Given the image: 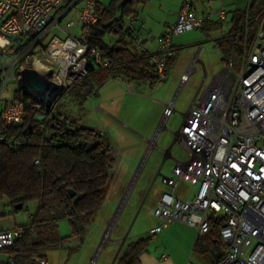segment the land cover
Wrapping results in <instances>:
<instances>
[{
	"label": "built area",
	"instance_id": "built-area-1",
	"mask_svg": "<svg viewBox=\"0 0 264 264\" xmlns=\"http://www.w3.org/2000/svg\"><path fill=\"white\" fill-rule=\"evenodd\" d=\"M194 1L182 0L176 22L158 39L157 52L150 57L161 81L165 80L167 60L175 54V37L228 16L224 8L199 14ZM259 17L256 37L250 48L245 41L238 64L225 59L217 42H213L221 56V68L207 86L202 81L174 133V143L187 153V158L176 162L173 174L177 179L168 181L171 191L162 194L151 210L159 222L148 236L180 223L193 228L197 238H205L211 220L219 219L223 250L209 264H264V9ZM97 21L94 0H0V96L9 83H14L16 89L36 97L28 88L30 85L25 84L30 70L59 94L86 79L90 64L98 69L108 68L102 52L89 44V28ZM136 22V17H130L125 29L136 50L144 52V37L135 28ZM249 25L246 15L245 37ZM201 48L198 45L188 60L180 76V87L194 73ZM37 65L41 67L39 71L35 70ZM121 78L128 94L138 92L134 82ZM174 101L165 105L144 157L156 145L160 131L174 112ZM23 117L24 106L19 102L10 101L0 112V121L7 126L21 124ZM108 149L114 159V149ZM178 180L195 188L191 199L173 196ZM27 229L30 233L35 231L33 226ZM23 232L24 228L0 230V250L10 247ZM253 240L256 243L252 247ZM33 260L49 264L46 259Z\"/></svg>",
	"mask_w": 264,
	"mask_h": 264
},
{
	"label": "trees",
	"instance_id": "trees-1",
	"mask_svg": "<svg viewBox=\"0 0 264 264\" xmlns=\"http://www.w3.org/2000/svg\"><path fill=\"white\" fill-rule=\"evenodd\" d=\"M148 2L113 0L108 6L96 2L98 21L89 28V44L102 52L109 67L98 69L90 64L88 77L96 76L99 81L123 77L134 83H149L150 87L162 82L150 63L152 53L137 51L125 29L124 18L136 17L135 7ZM256 2L250 0L246 9L233 11L228 34L216 40L223 57L235 64L245 41L250 48L256 37L261 21ZM246 15L250 25L245 37ZM210 24L217 26L205 23L202 32L206 33ZM106 35H113V40L106 42ZM174 50V56L167 60L165 78L178 58V50ZM11 102L22 103L24 117L18 125L7 126L0 121V201L6 200L13 214L33 202L37 209L31 224L10 247L1 249L0 255L9 257L6 264H37L34 257L47 259L48 253L66 240L58 234V221L68 220L71 236L83 240L90 220L104 204L114 159L101 131L78 125L60 113L50 114L40 100L22 89L14 91ZM19 204L22 208L14 209ZM29 226L35 228L34 233L27 229ZM219 226V219L211 220L203 239L206 247L221 244ZM150 240L146 237L129 244L117 264H139Z\"/></svg>",
	"mask_w": 264,
	"mask_h": 264
},
{
	"label": "rangeland",
	"instance_id": "rangeland-1",
	"mask_svg": "<svg viewBox=\"0 0 264 264\" xmlns=\"http://www.w3.org/2000/svg\"><path fill=\"white\" fill-rule=\"evenodd\" d=\"M94 1L108 6L113 0ZM233 1L235 0H199L195 6L203 3L213 7L212 10L219 8L229 10ZM181 2L182 0H149L146 5L136 6L135 12L139 18H136L138 20L136 28L141 29L142 26V32L145 34L150 32L148 35L152 41L158 40L173 25L172 22L178 16L177 9L180 8ZM249 2L250 0H244L246 8ZM256 6L257 10L261 12L264 9V0H257ZM129 18H124L125 24ZM228 27L229 19L225 22V29ZM142 35L145 39L146 35L144 33ZM112 40L113 35L105 36L106 42ZM198 45L202 47L197 54L199 62L195 64L194 73L180 87V76L187 67L185 61L197 52ZM173 46L178 50V58L169 75L164 81L151 88L138 85V92L134 95L127 93L126 83L124 84L120 78L99 81L96 76H90L80 84L57 94L52 100L46 99L48 100L46 101L36 96L47 107L50 114L60 113L70 120L78 121V125L99 130L109 143H113L116 157L111 164V176L104 204L96 211L87 226L93 230V237L97 234L102 235L106 231L138 164L147 152L148 141L160 122L162 106L151 101L150 98L166 104L175 99L174 112L160 131L156 145L146 156L113 229L108 235L109 239H114L119 234L122 237L128 234L129 240L136 233L147 230L154 223L151 211H148L147 208L150 201L157 198L161 192L164 194L171 191L170 184L163 183L162 177L165 176L175 181L177 179L173 174L175 160L165 157L163 151L170 148L171 155L179 161H184L187 158V153L181 151V147L174 143V133L182 123L183 115L188 111L202 81L207 86L211 77L220 70L221 56L201 30L178 35L173 39ZM203 67L206 69L207 75L204 74ZM15 90L16 85L9 83L3 94L9 95L11 100ZM122 124H125L126 127H122ZM139 135L146 140H139ZM120 136L126 137L129 146H133L132 150H128V153L120 154L118 151L119 147L117 148L116 141L120 139ZM136 144H140L137 157H135ZM130 154L134 156L132 157ZM174 190L173 196L178 198L193 195L195 188L183 180H178ZM30 205L31 203L28 205V209ZM57 227L59 236L70 235L71 226L68 220L58 221ZM98 237H95L96 241L92 244L94 247L93 256L97 253L94 264H102L105 258V251L102 253L103 247H99ZM255 243L256 241L253 240L252 247ZM85 252L86 249L81 248L80 254L72 258L70 264H79L85 256ZM52 255H54V251L48 253L50 259H52ZM81 256L82 258H80Z\"/></svg>",
	"mask_w": 264,
	"mask_h": 264
},
{
	"label": "crops",
	"instance_id": "crops-1",
	"mask_svg": "<svg viewBox=\"0 0 264 264\" xmlns=\"http://www.w3.org/2000/svg\"><path fill=\"white\" fill-rule=\"evenodd\" d=\"M198 2H199V0L194 1V7H195L196 12L199 14L204 13L208 10H212V8H213V7L211 8L208 4H203V3L198 4V6H195ZM244 9H246L244 0H235V1L231 2V8L229 10L226 9L228 11L227 18L225 20H222V21H217V20L212 21V23H217V26L210 24V25L206 26V29H205V31L207 30L206 33L202 32V30H201V32L206 37V39L213 44V42H215L217 39L228 34V32L230 30V26H231L230 25V19L232 16L231 13L233 11H236V10H244ZM177 11L179 12V8L177 9ZM178 12H177V15H178ZM136 18H137V14H136ZM137 19H139V18H137ZM228 19H229V27L227 29H225V22ZM176 20H177V18L174 20V22H172V24H174L176 22ZM135 28H136V25H135ZM137 30L142 32L143 31L142 26H141V29L138 28ZM142 33H144V35H146V37L143 41V48L149 53H152V54L156 53L157 49H158V40L156 39L155 41H152V38L148 35L150 32H148L147 34H145V32H142ZM188 60L185 61L186 65H187ZM120 80H122L123 83L125 84V81L122 78H120ZM134 84H136L138 89H139V86H141V85H144L146 88H151L149 83L143 82V83H134ZM150 100L153 102L157 101V100L152 99V98H150ZM10 101L11 100H10L9 95H5L3 93L1 94V96H0V104H1L0 112L2 111L3 108H5L7 105H9ZM158 102H155V103L162 106V113H163L166 103H163L161 101H158ZM122 127H126L125 124H122ZM151 138H152V136H151ZM139 140L145 141L146 139L139 135ZM109 145H110V147H112L114 149L113 143L111 144V142H110ZM129 145L130 144L127 141V138L124 136H120V139L119 140L117 139V141H116V146H117V148L119 147L118 151H120L119 152L120 154L128 153L129 149L132 150L133 146H129ZM135 147H137V149H136L137 153L135 154V157H137L139 154L138 149L140 147V144H136ZM163 153H165V157L173 158L175 160V164L177 161H179V160H176L171 155L170 148L163 151ZM130 155L132 157L134 156L133 154H130ZM132 161H134V160H132ZM140 165H141V163L138 164V166H137V168L133 174V177L137 174V172L140 168ZM132 179H131V181H132ZM169 180H170V178H167L165 176L162 177L163 183L168 184ZM131 181H130V183H131ZM130 183H129V185H130ZM129 185L127 186V189L129 187ZM162 193L163 192H161L157 198H154L152 201H150V203L147 207L148 211H151L153 208H155L157 206L158 201H159ZM124 195H125V193H124ZM124 195H123V197H124ZM192 197H193V195H189L187 197H178V198L179 199H191ZM121 200H120V202H121ZM120 202H119V204H120ZM0 203H1V207H0V230H12V229H16V228H24V227L30 225L32 216L34 215V213L36 212V209H37V203L33 202V203H31L29 209H28V205H29L28 204L27 207L25 208V210L13 214L11 211V208L9 207L6 200H2V201H0ZM117 210H118V207L116 208L115 213H114L113 217L111 218L110 223L112 222ZM151 215H152V213H151ZM152 217L154 219V223L147 230L140 231V232H138L139 234L136 233L133 236V238H131L129 240L127 238L128 234H126L124 237H122V235L119 234L114 239H109V237H108V239H106L105 235L108 231V227H109L110 223H109L106 231L102 235L97 234L96 236H99L98 238L100 240L99 247L100 248L103 247L102 253L105 251V258L103 259L102 264H117L118 260L120 259L122 254L126 251L129 244L134 243V242H136L142 238H146V237H150L151 240L148 244L146 252L141 254V256L139 257V264H186L188 261L193 263V264H209L215 258H218L219 255L221 254V252L223 250L221 244L216 245L214 247H206V245L203 243L204 238H197V236H196L197 233L193 228H190V227L185 226V225L180 224V223L170 224L168 227L163 229L159 234H157L155 236H148V232L152 228H154L159 222L158 218L154 217L153 215H152ZM93 235H94L93 230L88 227L86 234H85L83 240H81V241L76 237H72L71 233H70V235L60 236L61 238H66V240L63 242V244L59 248H57L56 250H53L54 255H52V259H50L47 255L46 260L48 261L49 264H70V263H72V258H74L77 254H80L81 248H83V249H86V252H85V256L83 258H82L83 255L80 257L82 259H81L79 264H94L96 257H97V253L93 256L92 251H93L94 247L92 244H94V242L96 241V238H95L96 236L93 237ZM152 239H154V241H152ZM197 241H198L199 245L202 244L201 246L203 247V249L205 248L204 250H202L198 244L196 245ZM8 261H9L8 256L0 255V264H6ZM92 261H93V263H92Z\"/></svg>",
	"mask_w": 264,
	"mask_h": 264
},
{
	"label": "water",
	"instance_id": "water-1",
	"mask_svg": "<svg viewBox=\"0 0 264 264\" xmlns=\"http://www.w3.org/2000/svg\"><path fill=\"white\" fill-rule=\"evenodd\" d=\"M26 81L28 82V84L30 85V87L33 89V91L36 92V93H38V94H41V95L42 94H47L50 91V89H52V88L55 91V88L54 87L49 86L45 82L44 78L41 77L38 73H36L33 70H30V71H28L26 73ZM56 95H57V93H55L52 98H54ZM52 98L50 100H52ZM42 119L43 118L41 117L40 120H42ZM70 196H73V193H70ZM21 208H22V205L21 204L16 205L14 207V209H16V210L21 209ZM93 261H92V263H93Z\"/></svg>",
	"mask_w": 264,
	"mask_h": 264
},
{
	"label": "bare ground",
	"instance_id": "bare-ground-1",
	"mask_svg": "<svg viewBox=\"0 0 264 264\" xmlns=\"http://www.w3.org/2000/svg\"><path fill=\"white\" fill-rule=\"evenodd\" d=\"M40 68H41V67H40L39 65H37V66L35 67V70H36V71H39ZM25 84H27V86H28V82H25ZM28 88L33 92L32 88H31L30 86H28ZM33 93H34V92H33ZM54 94H55V93H54L53 88L50 89V91H49L47 94H42V95H41V94H38V93L35 92V95H36L38 98L42 99V100H46V99L50 100V99L53 97ZM48 100H46V101H48ZM154 140H155V139H154ZM150 144L153 145V144H154V141L150 142ZM149 146H150V145H149ZM150 147H151V146H150ZM144 158H146V156H145ZM144 158H143V159H144ZM143 159H142V160H143ZM142 160H141V162H140L141 165H140L139 170L141 169V167H142L143 162H144L145 159H144L143 161H142ZM139 170H138V172H139ZM138 172H137V174L133 177V179H132V181H131V183H130L128 189H127L126 192H125L124 197L122 198V200H121V202H120V204H119V206H118V210L116 211V214H115V216H114L112 222L110 223V225H109V227H108V231H107V233H106V235H105L106 239H108V234H109L110 231L113 229L112 227H113V225L115 224V219H116L117 215L119 214V212H120L122 206H123L124 203H125V200H126L128 194H129V192H130V190H131V188H132L133 182L135 181V179H136V177H137V175H138Z\"/></svg>",
	"mask_w": 264,
	"mask_h": 264
}]
</instances>
